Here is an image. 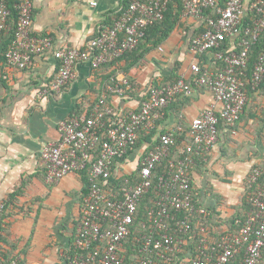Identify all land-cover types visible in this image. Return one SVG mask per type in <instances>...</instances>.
Segmentation results:
<instances>
[{"label":"crops","instance_id":"crops-1","mask_svg":"<svg viewBox=\"0 0 264 264\" xmlns=\"http://www.w3.org/2000/svg\"><path fill=\"white\" fill-rule=\"evenodd\" d=\"M6 1L15 7L16 0ZM124 1L32 0L30 35L49 38L51 47L33 56L25 69L8 66L4 58L17 21L10 12L0 38V203L4 205L0 214V264L68 262L67 252L82 220L85 184L79 173H70L55 184L45 181L41 151L59 141L60 121L73 115L88 116L101 99L117 112L136 111L153 83L159 86L182 79L192 85L188 97H174L157 118L151 117L150 126L138 131V146L128 151L113 170L107 188L112 194L119 193L122 179L137 172L159 134H178L172 156L177 160L179 148L190 141L191 121L209 107L220 110L209 91L192 84V68L205 65L216 70L221 66L210 53L190 52V39L200 30L201 22L181 16L179 25L163 41L157 42L154 31L139 43L135 55L142 53L143 57L132 71L125 72L127 58L98 68L79 63L75 77L60 93L50 91L58 68L53 52L86 48L120 16ZM226 43L230 48L234 45L231 40ZM127 76L135 81L134 91L127 95L114 93V85ZM233 127L232 132L220 128L215 147L197 157L191 170L194 203L211 215V227L219 225L213 228L216 235L227 232L230 221L244 214L246 179L254 166L264 164V81L248 96ZM172 153L170 149L169 157ZM183 240L173 264H187L198 250L192 234Z\"/></svg>","mask_w":264,"mask_h":264},{"label":"built area","instance_id":"built-area-1","mask_svg":"<svg viewBox=\"0 0 264 264\" xmlns=\"http://www.w3.org/2000/svg\"><path fill=\"white\" fill-rule=\"evenodd\" d=\"M171 1H134L122 9L112 25L103 29L86 48L55 50L53 55L58 68L50 91L60 93L75 77L74 70L79 63L98 68L135 50L147 29L164 19ZM180 3L182 18L198 19L203 25V30L190 39V52L212 53L213 61L221 66L211 70L205 65H194L193 85L209 91L220 110L216 112L213 106L209 107L191 121L188 132L191 143L179 148L177 160L169 159L175 139L170 134H159L153 149L140 161L138 181L133 186L121 187L120 199L107 190L114 168L136 146L138 131L151 125V117L157 118L158 112L174 97H188L192 85L178 79L170 84L149 87L140 108L125 113L115 111L101 99L89 116L73 115L59 122V141L47 144L41 151L46 183L55 184L70 173L88 169L82 220L73 242L77 254L69 257L67 264H123L120 255L123 243L132 234L140 202L151 190L156 192L157 200L147 215L148 233H139L136 238V243L142 245L139 250L142 256L136 264H153L154 255L168 262L173 253L180 251L183 237L190 235L193 225L188 217L181 219L175 214H207L205 209L193 203V157L215 147L219 122L233 127L247 102L246 85L255 90L264 79V51L254 62L250 76L246 74L252 46L264 34V0L250 5L247 0H180ZM14 8L17 21L4 58L8 66L25 69L33 56L50 49L51 40L30 35L32 0H19ZM249 13L255 18H250V23L244 25ZM9 16L10 10L0 0V38L5 33ZM227 40L233 41V47L226 53L218 51ZM123 86H128L126 80L114 87V93L122 95ZM95 148L100 154L92 161ZM164 160H167L166 170L154 177L156 168ZM261 175V170L255 169L247 178L248 187L256 184ZM125 180L124 184L129 185ZM115 194L118 196L119 193ZM250 202L251 210L237 234L221 237L215 246L201 239L198 256L191 264H231L241 250L243 256L239 264H261L264 182ZM3 210L4 205L0 203V214ZM140 227L146 228L144 224ZM201 231L206 232L204 228Z\"/></svg>","mask_w":264,"mask_h":264},{"label":"trees","instance_id":"trees-1","mask_svg":"<svg viewBox=\"0 0 264 264\" xmlns=\"http://www.w3.org/2000/svg\"><path fill=\"white\" fill-rule=\"evenodd\" d=\"M1 1L7 6V8L10 10V12L13 14V16L17 17V11L15 9H13L14 5L13 4L9 5L11 3L6 1V0H1ZM18 1L19 0H16V4L18 3ZM134 1H144V0H125L123 9L128 7V5L130 3H132V2H134ZM256 1L257 0H247V4L250 5L251 3H254ZM220 4H222V1L220 2ZM206 13H211V12L207 11ZM180 14H181V3H180V0H172L170 2V4L168 5V9H167V11L165 13L164 19L161 22H158V23L154 24L153 26L149 27L147 29L146 33H145V37L140 41V43L142 41L145 42L146 39H147L148 34L150 32L154 33V31L157 32V34H156L157 42L163 41L165 38H167V36L170 34V32L176 26H178L179 23L181 22L180 21V18H181ZM250 18H255V16H253V13H249L248 16L244 19V21H243L244 25H246L247 23H250ZM202 27H203V25L200 24V30L196 33V35L199 34L203 30ZM228 48H230V45H229V43L225 42V43H223L221 45V47H220V49H218V51L226 53L229 50ZM136 49L131 51V52H129V53H127V54H125L122 57V58H127L126 62L128 64H127V69L125 70L126 73H128L131 70V68H133V66H135L137 64V62L140 60V58L143 57L142 53L139 55L140 57L138 55H135L136 54ZM262 51H264V34L252 46V49H251V52H250V55H249V63H248V67H247V70H246L247 76H250V74L252 72V69H253V64L257 60L259 54ZM206 54H208V53H206ZM210 54H212V53H210ZM125 79L128 82V86L127 87L123 86V89H124V93L123 94L127 95V94H130V92L132 90L134 91V89H135V81L130 76L125 77ZM263 81H264V79H263ZM263 81H262V83H263ZM262 83L255 90H252L248 85H246L245 89H246V94H247V100H248V96L250 94H253L254 91L258 90L259 87L262 85ZM116 85H114V87ZM162 85H164V83H162ZM150 87H158V84L153 83V84H151ZM89 114H88V116H89ZM217 116H218V113H217ZM217 128H218V132H219L220 128H226L227 130L232 132L234 127H227L222 121H220L218 126H217ZM161 134H164V133H161ZM177 135L176 136L175 135L172 136L175 139V141L178 138ZM189 143H191V139H190ZM137 146L138 145L136 143V146L134 148H136ZM176 148H177V144H175V146L171 147L173 153L171 154L169 159H172V156L174 155V153L176 151ZM132 150H129V151H132ZM99 154H100L99 150L97 148H95L94 151H92V161H94L99 156ZM205 154L206 153H204V154H202L200 156H194L193 157L194 161L196 160L197 157H203ZM166 166H167V160H164L163 163L156 168V171L154 172V177H156V175H159V174L163 173L166 170ZM255 169L261 170L262 175L258 179L257 183L252 185V186H250V187H248L247 179H246L245 195H244V199H243L244 214L241 217H235L234 219H232L230 221V225H227V227L229 228V230L227 232H223V233H220L218 235H216L214 233L213 228H216L219 225H217V223H216V225L211 227L210 221L212 219H211V215L208 212H206L207 214L204 215V216H197L196 214L189 215V214L184 213V212H180V213L175 214L177 216V218H181L182 219V218H184L186 216V217H188L191 220L193 226H192V232L190 233V235L192 234L195 237L196 245H199L201 239H206V241H207V243L209 245L215 246L219 242L221 237H223V236H234V235L237 234V232L240 229V227L244 224V221H245L247 213L251 210L252 206H251L250 198H252V196L255 195V193L257 192L258 188L264 182V164L261 165V166L260 165L254 166L251 169L249 175ZM137 172L133 173L130 177L125 178V179H127L129 181V185H125L124 184V179H122L120 186H122V188L123 187L127 188V186H133L138 181ZM79 174L81 175V178H82V180H83V182L85 184L84 189H83V194H82V197H84L86 192H87V186H88V169H86V170H84L82 172H79ZM113 196L117 197L118 199H120L122 197V194L119 192V194L117 196L114 193ZM156 200H157V194H156L155 191L151 190L148 194H146L144 196V198L140 202L139 207H138V211H137V214H136V217H135V220H134V225H133V228H132V234L123 243V250L120 253V255H122V257L124 259L123 264H136L138 258L142 256V253L139 252V250L142 248V245L136 243V238H137L139 233H141L143 235H146L148 233L150 224L148 223L147 215H148L149 210L153 207V204H154V202ZM194 202L195 201H194V198H193V203ZM194 205L196 207H199L196 203H194ZM196 222H197L196 225H198V226H195ZM141 224H144L146 228L145 229H141V227H140ZM201 228H204L206 230V232L205 231H201ZM73 252H75V253L73 254ZM75 254H77V253L74 250V247L71 246V248L67 252V257L68 258L72 257ZM175 254L176 253H173L170 256V261H168V262L161 261V260L157 259V257L154 255V257L152 258L153 259V264H173L174 255ZM197 256H198V250H196V252L190 257V259H189L187 264H191V262L194 259H196ZM242 256H243V250H241L240 254L237 257L234 258V260L231 262V264H239V262L242 259ZM261 264H264V247L262 249Z\"/></svg>","mask_w":264,"mask_h":264}]
</instances>
